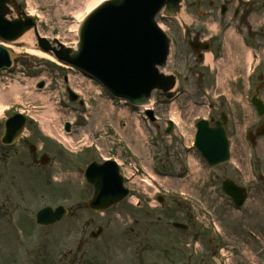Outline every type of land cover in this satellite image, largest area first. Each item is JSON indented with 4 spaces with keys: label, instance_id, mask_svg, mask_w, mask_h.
Listing matches in <instances>:
<instances>
[{
    "label": "rangeland",
    "instance_id": "rangeland-1",
    "mask_svg": "<svg viewBox=\"0 0 264 264\" xmlns=\"http://www.w3.org/2000/svg\"><path fill=\"white\" fill-rule=\"evenodd\" d=\"M101 1L95 0L91 8ZM197 1L184 0L178 18L158 16L173 41L162 71L175 74L178 84L174 99L160 91L153 93L151 107L158 117L154 123L145 108L113 99L85 73L40 54L45 52L38 48L34 32L7 45L19 54L18 68L0 73V97L14 86L18 93L8 105L0 99V136L4 119L25 110L31 122L24 137L44 146L51 162L38 166L25 149L19 155L8 150L11 156L2 161L6 150L0 144V173L30 175L32 217L47 205H65L71 211L53 226H31L21 245L0 243V264H70L75 257L76 264H169L170 259L183 264L189 254L195 255L193 264L201 259L209 264L227 260L228 264H264V144L254 147L245 136L254 111L247 97L252 83L247 82L246 54L236 30L243 20L241 24L230 20L231 11L222 20L223 0H202L201 9L207 14L201 16ZM254 2L250 21L258 30L264 20V0ZM22 6L39 15L42 35L69 46H76L80 22L89 12L87 8L79 12L80 7L71 6L69 0H26ZM221 25L231 30L224 33L228 48L222 47ZM211 35V50L222 58L212 68L189 45L190 39L206 40ZM40 81H45L44 88H38ZM69 87L79 93L84 105L70 100ZM222 112L228 115L232 159L212 167L194 148L195 124L204 117L219 119ZM170 119L176 126L167 134ZM67 121L73 123L69 134L63 129ZM48 129L54 136L47 134ZM109 155L124 167L136 163L152 184L143 185L132 177L127 185L140 204L124 201L94 213L86 205L93 189L84 171L92 160ZM225 178L249 189L244 207L236 208L222 190ZM156 195L166 197L165 208L155 202ZM172 221L187 223L190 229H175ZM98 225L108 229L98 240H91L89 234Z\"/></svg>",
    "mask_w": 264,
    "mask_h": 264
},
{
    "label": "water",
    "instance_id": "water-1",
    "mask_svg": "<svg viewBox=\"0 0 264 264\" xmlns=\"http://www.w3.org/2000/svg\"><path fill=\"white\" fill-rule=\"evenodd\" d=\"M182 0H109L97 7L80 27V41L77 49L66 47L58 42L60 48L53 47L45 38H39L45 51H52L55 57L70 64L101 81L116 97L129 100L135 105H144L154 89L168 92L175 85V78L160 73L158 66L166 65L169 54L170 38L157 25L156 15L166 7L164 13L174 16L180 10ZM12 0H0V37L11 41L19 38L36 24L35 19L9 21L7 4ZM21 14V12H20ZM192 46L199 50L198 42ZM205 48H208L205 46ZM15 59L14 54L0 46V70L9 68ZM40 87L43 83L39 84ZM171 97V94H168ZM72 100L78 96L70 91ZM261 107V102L254 100ZM152 116V112L148 111ZM226 119L218 121L216 127L207 120L197 123L195 147L212 165L223 163L230 158L229 142L225 134ZM26 125V118L16 114L6 121L2 141L13 143ZM167 132L173 129L169 122ZM70 123L66 129L70 130ZM43 160V163H47ZM87 181L95 188L89 201L91 208L100 211L122 201L129 194L124 187L120 168L114 161L99 164L92 162L85 171ZM224 189L237 205H242L247 197L244 188L231 180H225ZM67 214L63 207L56 211L46 208L39 214V221L52 224ZM184 228L180 223L174 224ZM92 237H96L93 233Z\"/></svg>",
    "mask_w": 264,
    "mask_h": 264
},
{
    "label": "flooded vegetation",
    "instance_id": "flooded-vegetation-1",
    "mask_svg": "<svg viewBox=\"0 0 264 264\" xmlns=\"http://www.w3.org/2000/svg\"><path fill=\"white\" fill-rule=\"evenodd\" d=\"M201 7H203V1L200 2ZM210 6L213 8L215 3L210 2ZM254 5H242L240 0H224L220 5V17L225 18L227 13L233 9V14L231 19L236 17L238 24H241L240 16L245 14L246 10H252ZM248 18V21L240 26L242 30V37H244L248 43L251 42L252 50L246 44L243 46L245 51V61L248 63V58L252 56L254 59H257L256 67L251 75L252 80V92L250 94V99L252 97L258 98L264 102V20L262 21V26L258 30L252 28L251 21ZM222 29V28H221ZM213 36L209 37L211 42V48L213 47L214 41L212 40ZM259 42V46H254V42ZM220 52V48H218ZM223 53V52H222ZM203 55V60L205 59ZM264 109V107H263ZM253 119L249 121L251 132H250V142L254 147L261 146L264 144V112L261 114L255 110ZM23 140V141H22ZM2 145L4 151L1 154L2 161L8 159L11 156L10 151L12 150L14 155H19L21 150H27L28 154L32 157L34 164L38 166L39 160H42L46 156L47 152L44 146H37L33 143H30V140L23 137L19 142L14 145ZM20 150V151H19ZM39 155V156H38ZM29 174H4L0 173V243L7 245L14 244H23L26 239V236H30V230L32 224L31 216V200L29 197V191L31 185L28 183L30 181ZM110 225V223H109ZM108 229V227H107ZM195 255L189 254L187 257H190L187 261L183 260V264H193L191 257ZM78 262L77 257H75L70 264H76ZM80 264V263H79ZM92 264H102L101 262H92ZM169 264H176L175 260H169ZM197 264H209L205 259L197 261Z\"/></svg>",
    "mask_w": 264,
    "mask_h": 264
},
{
    "label": "bare ground",
    "instance_id": "bare-ground-1",
    "mask_svg": "<svg viewBox=\"0 0 264 264\" xmlns=\"http://www.w3.org/2000/svg\"><path fill=\"white\" fill-rule=\"evenodd\" d=\"M70 1V4H71V6H78V7H80V8H78L79 9V12L80 11H82V10H84V9H86L87 8V10H91L92 8V6H94V4H93V2L95 1V0H69ZM75 15H76V13H74ZM71 29H73V31H75L77 28L75 27L74 28V26H71ZM75 29V30H74ZM229 33H231V31H229ZM33 34V31H29V32H27L26 34H24L21 38H20V40H22V39H25L26 37H28V36H31ZM74 38H75V36H74ZM35 40V39H34ZM229 47V45L227 46V48ZM230 52V51H229ZM40 54H42V55H44V56H46L47 58H50L51 60H54V58L51 56V55H49V54H46V53H40ZM206 62L207 63H210V64H213V61H212V55L211 54H208L207 55V58H206ZM18 93V88H16V86H14L13 88H11L9 91H8V95H5V97H0V99H1V102L2 103H4V104H9L8 102H9V99L11 98V96L12 95H15V94H17ZM207 112V111H206ZM205 112V113H206ZM49 130V134H51V135H54V133L52 132V130L51 129H48ZM56 135V134H55ZM59 136V135H58Z\"/></svg>",
    "mask_w": 264,
    "mask_h": 264
}]
</instances>
